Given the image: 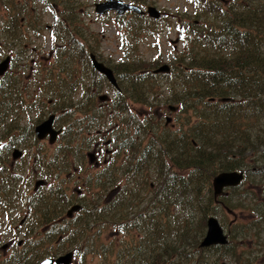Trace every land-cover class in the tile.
Returning <instances> with one entry per match:
<instances>
[{"label": "trees", "instance_id": "trees-1", "mask_svg": "<svg viewBox=\"0 0 264 264\" xmlns=\"http://www.w3.org/2000/svg\"><path fill=\"white\" fill-rule=\"evenodd\" d=\"M49 1L44 0L46 5ZM186 1L198 8L197 22L176 23L183 46L168 62L170 73L154 75L152 70L162 62L127 56L111 68L118 89L103 108L97 106L96 96L104 83L110 85L89 61L97 51V35L87 33L72 2L57 4L59 15L51 38L62 46L52 64L38 66L36 87L42 96L35 104L54 110L55 125L62 132L48 157L37 148L35 166L20 164V172L28 171L30 184L39 176L49 186H39L27 197L29 209L33 199L29 232L12 253L4 257L0 251V264H36L66 251H73L74 261L81 264L89 258L101 264H216L203 255L213 250L217 257L240 263L245 254L238 251L240 243L233 245L245 239L239 222L234 224L235 233L242 237L229 228L228 245L201 249L199 243L210 212L220 208L228 215L225 210L232 213L240 206L229 203L233 190L214 198L212 179L234 170H243L250 179L264 174V0ZM33 2L0 0V10L11 11L9 23L0 26V35L9 36L0 42H8L11 49L24 43L21 17H28L22 25L33 35L41 33ZM115 21L127 28L134 46L153 27L137 16H115ZM160 81L167 86H159ZM161 88L167 89L164 99ZM24 96L19 81L0 87V98L20 100L22 121L33 110ZM30 96L33 100V93ZM126 97L130 105L152 109L144 117L128 113ZM155 104L175 109L169 112L173 118L168 117L173 127L167 125V118L159 126L160 107L153 108ZM30 124L21 127L22 144L33 139ZM154 129L158 134L150 138ZM34 142L38 147L39 142ZM94 145L109 146L112 152V163L100 173L91 172L87 163V152ZM18 178L23 176L11 172L5 173V182L0 180L4 209L13 205ZM71 183L75 196L68 192ZM73 204L81 208L68 218L66 211ZM177 208L181 216L171 217ZM254 208L258 221H252L250 228L264 222V199ZM33 227L37 231L32 237ZM106 232H113L112 241L101 240ZM120 233L126 240L115 238Z\"/></svg>", "mask_w": 264, "mask_h": 264}, {"label": "rangeland", "instance_id": "rangeland-1", "mask_svg": "<svg viewBox=\"0 0 264 264\" xmlns=\"http://www.w3.org/2000/svg\"><path fill=\"white\" fill-rule=\"evenodd\" d=\"M69 1L72 2L73 5L77 6L76 11L78 13V17L81 20L87 33H93L94 35H97L98 43L94 48L97 50L95 55L97 59L103 63H105V61H108V63H105V65H107L109 68H112L114 65L119 63V61L125 60L126 58L124 56L126 55H128L129 58H142L147 63L154 60H158L162 63L169 64L168 62L172 60V57L176 54V52H179L183 46L182 43L179 41V43L177 44V50H174L173 45L171 44L172 40L178 38L176 31V23L178 21L187 22L188 20H194L198 11L197 7L187 2L186 0H151L152 5L155 6V8L163 14V18L156 24L150 23L151 25H153V27H150L151 34L147 37L142 38L141 40H138L134 46V41L127 36V28L123 27L121 23L113 20V13L101 17L94 14L93 5L104 0ZM58 3H60V0H52L51 2L49 1V5H46L44 0H36V2H33L34 12L38 16L39 24L42 30L40 34L36 36L33 35L32 38L33 43L31 45H33V69L30 68L27 64L28 61H30L31 59L30 54L22 58L26 59V62H20V66L17 69L19 73H23L19 80L20 91H23L25 94L23 98L28 101L30 105H32L33 103V108H31L33 110L29 111V119L25 118L23 121L21 119V127L26 126L28 123H32L30 125L34 126L37 121L44 120L50 113L54 111L53 109H40L39 106H37L35 103L36 98L42 96V93L38 91L36 87V83L39 79L38 66L52 64L59 54L58 49L62 46L61 41H56L51 38V35L56 25L57 15H59V8L57 7ZM52 4L54 6L53 8H50V5ZM0 26H2L1 20ZM159 86L166 87L167 82L160 81ZM160 91L163 94V97H161V99H164V97L166 96L167 89L161 88ZM30 92L33 93V100L30 96ZM100 94H107L110 98L112 97V91L109 87L104 86L103 90L98 95ZM46 97L49 98V96H45L44 100L47 99ZM96 102L97 104L99 103L98 101ZM157 107H160L158 118L160 121L159 126L161 127V125L164 124V118H173V115L169 113L165 106H160L157 104L153 105V108ZM126 108L128 113H130L131 111L133 114H138V117H144V115H147L144 114L146 113V110L147 112H150V110L152 109V107L146 109L143 106L134 104L131 106H126ZM20 114H22V109ZM169 125L173 127L172 122ZM56 127L58 126L56 125ZM157 134L158 131L154 129L153 133L149 134V137L151 138L153 136H156ZM27 144L29 146H33V152H36L37 148H41L44 152L42 155H45L47 157L52 153V150L54 148V145L49 146L47 143L41 142H39L38 147L36 146L35 142H33V144ZM90 171L92 172L95 170L90 168ZM19 174L22 175L24 178L23 184L30 186L31 184L29 182L31 180L28 173L22 171ZM63 177L66 176L63 175ZM38 179L44 178L39 176L35 178L33 177V184L34 181ZM66 180L69 179L66 178ZM247 180L251 183V187L254 191V194L250 196H254V198H251L250 196L240 195L241 191L243 190V186L239 187L238 189L231 191L230 196L228 198L229 203L232 206L234 204L240 205L238 208L235 209L234 213H230L229 215H227L226 213H224V211L219 208L216 213L210 212L208 214L213 215L218 219L226 233H229V223H231L235 215L237 216V221L241 223L244 227L245 239H239V241L234 242L233 245L240 243L241 248L238 251L242 250L245 255L241 257L240 263H236L233 258H229L228 256L217 257V255H215L214 250L205 251L203 255L208 256V260L210 261V263L216 261V264H264V222H261L257 228L254 227L255 229L249 227V224L252 223V221L256 222L254 215L256 213V209L254 208V206L258 203L259 198L264 199V191H258V187H262L264 189V174H256L255 177L251 179L247 178ZM151 182L153 183V181ZM47 186L49 185L47 184ZM68 192L71 195L75 196V189L73 188L72 183L68 187ZM250 208H253L254 210H251ZM178 210L179 209L177 208L174 209V211H171V217L176 214L179 215ZM6 215L8 219L3 218V221L0 222L1 229L5 234V238L3 240H0V243L1 245L4 243H12L10 245V249H12L18 240L23 239L21 233L29 232L30 224L26 223L25 221L24 224L18 228V221L19 219H21V217L17 216L16 218H14L10 213ZM195 216L196 218H198L197 220H200L201 214H199L196 210ZM197 220H195V223L197 222ZM33 230L34 231L32 233L33 235H35L37 230L34 227ZM236 230L238 229H232L231 233L234 234L236 237L241 238L242 234L238 235L237 233H235ZM256 233L258 234L256 235ZM171 235H173V232ZM100 238L102 241L105 242L112 241L113 232H106L102 234ZM115 238L126 240L125 235L122 233H120V235H117ZM10 240H13L14 242ZM96 263L101 264V262H99L97 258H89L86 264ZM73 264L81 263L78 259H75Z\"/></svg>", "mask_w": 264, "mask_h": 264}, {"label": "flooded vegetation", "instance_id": "flooded-vegetation-1", "mask_svg": "<svg viewBox=\"0 0 264 264\" xmlns=\"http://www.w3.org/2000/svg\"><path fill=\"white\" fill-rule=\"evenodd\" d=\"M123 1L128 4L137 5L141 7L142 9H146L148 7H155L152 5L151 0H123ZM29 9H30L29 11L30 16L32 17L31 22L33 23V20H32L33 19V8L30 7ZM131 14L133 13L126 12L124 15H126V17H129ZM114 17L115 16L112 15V18ZM141 17H142L143 22L152 23L151 19L147 15H141ZM27 19L28 17H21L19 19V21L21 22V26H23L22 27L23 34H26V36H24L23 45H21L19 48L11 49V45H9L8 42H0V63L5 62V60L8 61L7 70L4 72L3 75L0 76V85L6 82L13 83L14 81L20 80L22 74L19 73L17 69L20 66V62L22 61L26 62V59H22V58L26 57L28 54H30L31 59L30 61H28L27 64L29 65L30 68H33V45H31L33 43L32 41L33 31L31 29L28 30L27 25H22V24H25V20ZM0 20L3 25L9 23V21L11 20V11L8 9V7H2V9L0 10ZM27 32H29V34H27ZM28 35H30V38L28 37ZM8 36H9L8 33H3L0 35V40H7ZM105 63H108V61H105ZM104 86L108 87L107 84L105 83H104ZM110 88H111L112 95H113L116 89L112 87ZM125 99H127L128 104L131 103V101L128 100L129 97H126ZM97 106H99L100 108H103L105 104L98 103ZM20 112H21V103L18 98H13V97H1L0 98V173H2L0 180L3 182H5V173L7 174L11 172L20 173L21 170L19 169H20L21 163H25L26 165L33 164V166H35V161L33 160V146H29L27 144V143L33 144L34 142V129H33V135H32L33 139L29 137L27 138L28 142L22 144V140H21V123L22 122H21ZM77 141H78V145H80L81 142L83 141L82 136H79ZM40 142L48 144V138H45ZM75 143H76L75 141L72 142V147H75ZM100 147H103L104 151L103 150L101 151ZM93 148H95V149H92V151L95 152V156L97 157L96 158L97 166H92V168L95 170V172L100 173L104 167H106L109 163H112L110 162L112 154L110 150L108 149L105 150L106 147H104V145L103 146L94 145ZM17 149L21 151V155L18 156L16 160H13L12 153L14 150H17ZM99 157H102V158H99ZM74 175H75V172H74ZM250 190L252 191L253 189L250 184H247L244 188V192L248 193ZM256 190H257V187H256ZM258 191L261 192V191H264V189L261 187L259 188ZM13 194H14L15 199L12 203L13 204L12 206H10L7 209H4L5 206L3 204H0V219L1 217H5L6 214L10 213L12 216H15L18 213V216L22 217L24 221H27L29 217L33 216V206L31 207V204L33 203V199L31 200V204H30V209L32 208V210H30L29 205H28L29 201L27 198L28 196L32 197L31 195L33 194V184H32V187L22 184V179L18 178L16 180ZM24 194H28V195L21 197V195H24ZM236 220L237 218H235V221ZM22 224L23 222H20L19 227L22 226ZM230 228L236 229L234 225H231ZM31 230H32L31 232H33V228ZM31 235L33 237V233H31ZM10 241L14 242L13 240H10ZM11 244L12 243H9L8 244L9 247L6 249V251H3L2 255L4 257L6 256L7 251L10 250Z\"/></svg>", "mask_w": 264, "mask_h": 264}, {"label": "water", "instance_id": "water-1", "mask_svg": "<svg viewBox=\"0 0 264 264\" xmlns=\"http://www.w3.org/2000/svg\"><path fill=\"white\" fill-rule=\"evenodd\" d=\"M222 1V0H221ZM126 11H132L138 15L143 14V10L135 5L126 4L122 0H107L105 2L96 3L94 5V13L96 15H104L107 12H114L116 15H123ZM147 15L152 19H159L161 17L160 13L155 7L146 8ZM174 43L177 40L173 41ZM91 64L96 72L103 75L104 78L110 83L112 86H117L116 79L113 75V72L110 68L106 67L103 63L99 62L94 55L90 56ZM8 61L0 63V75H3L7 70ZM170 72V68L168 65H161L157 69L153 71L154 74H168ZM107 96H101L100 100L104 101ZM173 111V108H170ZM54 120V115L48 116L44 121L39 123L34 128L35 136L38 140H43L48 137L49 143H53L57 136L60 134V130H54L52 127ZM169 118L166 119V122H169ZM20 152L17 150L13 151L12 158L17 159L20 156ZM89 163H92L95 158L93 153L87 154ZM243 180V173L236 171H228V172H220L218 173L211 182L212 191L214 198L223 194L224 189L234 188L238 186ZM43 181H39L35 183V187L41 185ZM80 209L79 205H73L66 213L67 217L70 218L73 213L77 212ZM228 243V239L224 234L222 227L220 226L218 220L210 216L206 220V232L201 242L199 243L200 248H208L211 246H224ZM72 252L65 253L56 258H49L41 261L38 264H72Z\"/></svg>", "mask_w": 264, "mask_h": 264}]
</instances>
